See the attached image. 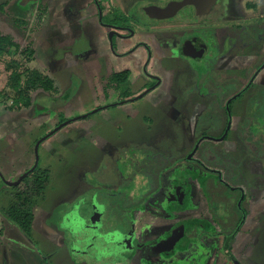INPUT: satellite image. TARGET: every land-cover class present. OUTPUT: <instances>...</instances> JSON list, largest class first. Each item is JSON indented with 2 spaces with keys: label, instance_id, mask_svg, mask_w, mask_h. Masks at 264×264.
Wrapping results in <instances>:
<instances>
[{
  "label": "rangeland",
  "instance_id": "rangeland-1",
  "mask_svg": "<svg viewBox=\"0 0 264 264\" xmlns=\"http://www.w3.org/2000/svg\"><path fill=\"white\" fill-rule=\"evenodd\" d=\"M169 1L172 0H100L106 9L105 22L139 34L152 33L170 39L194 27H188V23L202 21L185 9L162 24V28H155L159 25L151 23L141 7ZM252 4L256 5L257 13L248 17L246 9ZM31 6L38 13L37 18L27 17L29 23L21 22L16 14L30 11L28 7L9 9L7 15L12 16L9 22L3 21L0 12L1 29L21 45H30L34 39L35 49L39 42L46 41L53 44L51 50L58 51L54 48L58 40L53 39L55 35L48 29L51 21L39 15L46 6L41 1H34ZM233 11L240 19L221 23L223 32L236 23L246 26L248 33L261 29L264 35V0H235ZM90 12L98 19L94 7ZM44 22L47 23L41 26ZM98 22L92 25V38L104 34ZM93 23L87 22L84 27L88 35L59 42L60 48L66 49L69 40L68 48L73 50L52 56L54 62L47 71L58 95L40 92L38 95L45 97H35L30 108L14 113L0 104V264H166L163 254L153 256L146 239L159 240L164 232H178L181 228L187 243L179 244L182 246L174 249L176 253L168 259L182 253L183 256L169 264H235L223 251L225 240L240 227L237 240L230 243L234 256L243 264H264V70L257 73L253 82L256 86L232 101V96L245 87L258 69H248L249 58L232 66L237 71L228 81L227 68L236 70L228 66L213 69L209 75L206 61L174 58L163 61L159 68L153 60L150 70L163 79L161 89L156 91L182 96L175 101H161L157 109L141 99L117 103L127 91L138 94L146 87H155L156 81L144 73L137 74L142 78L135 81L136 71L127 83L114 82L125 67H114L118 58L112 51V57L101 56L96 45L87 43ZM35 29L39 32L34 36L31 31ZM223 34L218 33L220 41ZM231 35L234 40L239 37ZM200 37L212 55L213 35L206 32ZM254 39L235 43V51L257 52L261 43ZM149 46L155 54L157 47L151 42ZM258 54L260 61H264V36ZM44 65L41 63L39 67L43 69ZM240 69H246L245 74H240ZM183 75L191 78L184 88L178 89L177 76L181 79ZM88 106H94L92 109L112 106L118 122L106 123L98 110L84 112ZM228 111L233 118L228 140L216 141L227 135ZM89 113L85 121L70 122ZM173 113L180 115L173 117ZM87 134L103 138L110 146L95 147L93 141L85 139ZM47 151L55 153L54 158ZM36 153L37 168L48 171L50 179L40 197L35 196L38 193L30 197L36 202L33 214L41 229L27 236L6 217L11 197L17 192L6 186L1 175L14 184L22 176L29 177L36 165ZM182 185L188 194L182 203L175 205L173 197L176 190L184 191ZM92 197L107 207L101 222L96 227L86 220L80 226L67 222L66 216L80 203L79 215L85 210L81 217L88 216L90 207L83 202ZM239 203L248 213L243 227ZM190 224H198L199 228L196 225L189 228Z\"/></svg>",
  "mask_w": 264,
  "mask_h": 264
},
{
  "label": "flooded vegetation",
  "instance_id": "flooded-vegetation-1",
  "mask_svg": "<svg viewBox=\"0 0 264 264\" xmlns=\"http://www.w3.org/2000/svg\"><path fill=\"white\" fill-rule=\"evenodd\" d=\"M234 2H235V0H217L216 4L211 9L210 13L208 15H205L202 17L197 16L193 8H187V10L189 9V11H191L192 14L195 15V17H197L198 19H202V21L201 22H198V21L197 22H190L187 24V26L188 27L194 26V27H192L191 29L190 28L187 29V31H185L184 34L178 33L177 37H174V38L171 37L170 39H168V38L165 39V38H163L162 35H161L162 37L157 36L156 34H152V33H149L151 35H147V34L144 35L145 32L142 34H139V33H135L134 31L131 32L130 29L123 27L121 25L119 26L115 23L113 24V23H107V22L103 21L104 16H105L104 12L106 11V9L103 8L100 0H95V6L97 9L99 23H101L100 24L101 27L107 31V37H108V41H109L110 46H111L112 53L115 57L118 58L117 60H119L120 63H123L119 66L125 67L124 71H120L119 74L129 73L127 81L129 78L133 77V72H132L131 68L129 69L127 67L128 66L127 63L129 64V62L126 60H128L130 57L134 56L138 50L143 49V51H145V53H146L147 59L144 63L143 62L141 63L140 61L138 62L137 65L139 67H141L139 73H141V74L144 73V75L146 77L156 81L155 87H152V86L146 87L143 90L139 91L138 94H134V92H132V90H130V92L127 91L124 95L120 96L121 98H123V100H118V101L119 102H126V101L130 102L131 99L144 100L151 95L152 97L156 98L155 101L158 100L160 102L161 101L162 102H168V101L170 102V101H175L178 96H182V95H179V94L177 95V94H174L171 92H164L163 90L159 91V93H158L156 90L158 88L161 89L162 84H163L162 83V80H163L162 76L159 75L158 73L150 70V64L153 62V60H155L157 62L158 67L160 68L161 63L163 61L169 60V59H174V58H178V59L183 58V59L194 60V61H206V65H207L206 67L208 70V71L207 70L206 71L209 75H210V73L214 72L213 69H215V70L217 69V71H218V70H220V68L225 67V66H228L231 69H236V70H228V68H227L226 74L228 75V77L225 78V80H227V81L229 79H233L234 78L233 74H236L237 68H232V66H237L238 64H240V61L243 58H245V59L249 58L251 61V65L249 66L248 69H252V70H254V68H258V69L253 74V76L250 78L249 82L245 85V87L242 89H239L238 92L232 96L231 100L233 101L234 98L242 97L244 95V93H246L249 90L250 87L255 85V84H253V82L256 79L257 73H260V72H262V70H264V69H261L264 66V61H262V62L260 61L261 56H260V54H258V51L260 50V47L262 46L264 35H262L263 31L261 29L259 32H257L255 30L253 32V34L248 33L246 26H244L242 24H236V23L233 24L235 26H233V25L228 26V28H226V33L223 32L221 23L227 22L226 24H229L232 22H238V20L240 19L239 16H235L237 14L234 13V11H233ZM166 3L167 2L147 4V5H143L141 7V9L145 6H148V5L164 6ZM255 9H256L255 4L248 5V7L246 9L247 10L246 15L248 17H251V15L253 13H257ZM253 10H255V12ZM246 15H245V17H246ZM148 20H150V19H148ZM169 21H172V20H169ZM169 21L150 20L151 23H153L155 25H159L158 27H155L157 29L162 28V24H165ZM206 32L211 33L215 39L214 43H212L214 45L215 52L212 55L210 54V48H209L208 44L203 40V38L200 37L201 34L203 36L206 34ZM219 32L224 33L223 34L224 37L221 41L218 39V33ZM233 33L237 34V36H239L238 38H235V40H234L233 35H231ZM110 35H112V38H110ZM168 35H169V33H168ZM136 36H139V41L135 45H133L132 47H129V45H130L129 42L133 38H135ZM252 38H255L256 40H258L257 43H259V44L261 43L257 52H255V53L246 52L245 53L242 51L244 49H238L239 52L235 51V50H237V48L235 47V43H240V41L243 42V40H249ZM149 42H151L152 45H155L157 47V50L155 53L156 58L152 59L153 54H152V50L149 46ZM223 42L225 45L223 44ZM242 45H244V43ZM135 58L136 57L132 58V60H134ZM259 61H260V66L258 65ZM256 65L259 67H256ZM221 70H223V68ZM240 70H241L240 74H245L246 69L243 71H242V69H240ZM159 73L163 74L161 69H159ZM191 74H193V73H191ZM200 77H203V75L197 77V79ZM141 78L142 77L139 78V76H136V78L134 77V80L136 81V80L141 79ZM182 78H181L182 79L181 80V79H179V76H177L178 89L184 88L186 86V84H185L186 80H189L191 77H185V75H183ZM234 80H236V79H234ZM127 81H126V83H127ZM155 92H157V94H155ZM228 106L230 107L231 103ZM228 113H229V116H228L227 120H228L229 128H228V132H227L226 136H228V134L230 132V125L232 124V119H233L232 116H230L229 111H228ZM178 115H180V114L173 113V116H175V117ZM226 136L224 138H226ZM224 138H223V140H224ZM214 140L220 141L222 139L219 138V139H214ZM214 140H212V141H214ZM45 142L46 141H44L42 143L44 144ZM42 143L39 145V148L41 145H43ZM182 186H183L182 189L184 191H180L181 188L178 191L176 190L175 196L173 197L174 201H175V203H174L175 205H178V203H182V201L184 200V198L188 194V192H186V187L184 185H182ZM242 194H243V192H242ZM93 198L94 197H92V199H90L88 202L84 201V205L87 203L86 206L90 207L89 215L82 217L84 220H86V222L88 224H91L89 219L91 218V216L93 214V210H92V206H91ZM243 200H245V197L243 198ZM97 201L101 205L105 206L99 200H97ZM84 213H85V210L81 213V215L84 216L85 215ZM246 220H247V217L244 219L243 225L245 224ZM190 225H192V224H190ZM190 225H188V226L190 227ZM243 225H242V227H243ZM182 229L183 228L179 229L178 232H177V230H172L171 232L166 231V232H164L165 233L164 235L163 234L161 235L159 240H151V239L148 240V239H146L148 248L151 249L153 254H154L153 256H158V255L163 254L162 257H164L166 259V262H165L166 264H169L170 261H175L176 259H179L180 257H182L183 253L180 255L178 254V256H176L175 258L168 259L169 257H173V254L176 253V252H174L175 251L174 249L180 248L182 246V245L180 246L179 244H182L185 242L187 243L188 238L184 235V231H183L184 229L183 230ZM186 233L187 232H185V234ZM236 237L237 236L235 235L232 238V240H234V242L236 240ZM183 245H185V244H183ZM187 246H189V245L187 244ZM151 250H150V252H151ZM164 255H166V257ZM232 255H233L234 259L237 261L236 263H235V261H233V263L243 264L241 261H239L237 259L236 256H234L233 251H232ZM149 258H151V256H149Z\"/></svg>",
  "mask_w": 264,
  "mask_h": 264
},
{
  "label": "trees",
  "instance_id": "trees-1",
  "mask_svg": "<svg viewBox=\"0 0 264 264\" xmlns=\"http://www.w3.org/2000/svg\"><path fill=\"white\" fill-rule=\"evenodd\" d=\"M128 75L129 73L119 74L115 76L113 81L119 84L126 83ZM0 87L2 89V92H0V104L5 110L10 112H19L30 108L38 96L45 97L43 94L38 95L40 92L47 94V96L48 94L49 96L50 94L56 96L58 92L54 80L50 77L48 72L40 68L37 64L36 53L33 46L31 44L27 46L19 44L12 36L3 32L1 24ZM41 99H37V101ZM110 107L112 106H108L107 108ZM100 109L105 108L97 107L96 111ZM91 113L73 118L70 122L85 120ZM230 116H232L231 113ZM63 124L64 121L60 123L58 127ZM227 138L228 136H226L224 140H228ZM212 139L210 140L212 141ZM221 139L223 140L222 137ZM47 172L48 171L46 170L36 168L29 177H26L21 185L15 188L17 193L11 197L12 200L6 210V217L27 236L32 234L34 223V215L32 211L34 203L30 197L34 193H38V195H35L37 197H40L43 194L42 191L44 190L45 185L48 186V181L50 179L49 175H47L49 172ZM239 211L244 216L241 220L242 226L248 213L243 207L239 208ZM194 225L196 224H192L190 227H193ZM196 227L199 228L198 224ZM240 229L241 227L238 232H236V229L233 235L225 240L228 246H225L224 244L225 247L223 253H225L232 262L235 261V263L237 261L232 255L233 250L230 248V243L233 241L232 238L234 235L240 233Z\"/></svg>",
  "mask_w": 264,
  "mask_h": 264
},
{
  "label": "crops",
  "instance_id": "crops-1",
  "mask_svg": "<svg viewBox=\"0 0 264 264\" xmlns=\"http://www.w3.org/2000/svg\"><path fill=\"white\" fill-rule=\"evenodd\" d=\"M34 1H41L46 6L44 11H43L44 13H40L39 12V15L43 16L44 19L47 18V20H46L47 22L51 21V23L48 22L50 24V25L48 24L49 25L48 29L55 35V37L53 39L58 40V41H56L57 43H55L56 45H54V48L58 49V51L51 50V46H53V44H49L46 41L39 42L37 44L36 49H35L34 43L36 41L34 39L32 40L33 42L30 41L31 45L33 46V48L35 50V53H36V62H37V64L38 65H41V63L43 65L45 64L44 67H43V70H46V72H48L47 70L50 69L49 68L50 64L54 62L53 61L54 57H52L54 54H58V53L64 54L66 52V50H69V49L73 50L72 47L68 48L69 40H68V46H67L68 49L67 48L66 49L65 48H60V47H62V45L59 44V42H61V41L65 42V40H67V39H69L70 37H73V36H75L73 38L74 40L75 39H80L81 36L86 35L88 31H86L87 28H84V27L87 25V22H90V21H92L94 23L90 25V28H91L90 34H91V36H90V38H87L89 40V41H87V43L91 44V42H92V44L96 45V48L98 50L97 52L101 56H103V54L104 55H108V56L111 55V51H112L111 50V46H110V43L108 41L107 31L104 28H103V31H102L104 34H101L100 38L99 37L92 38V29H93L94 25L99 21V19L93 18V16H91L92 13L90 12V8L94 7V9H95V11L97 13V9H96V6H95V0H0V12H2V15L1 14L0 15L4 16V20L3 21L4 22H6V21L9 22L11 17H12L9 14L7 15V13H9V9H10V11H14V8H17V7H28V8H30V11L21 12L19 14L16 13L17 15H20L18 17L21 18V22L24 21V23H29L27 21V17L28 18L30 17L31 19L33 17L37 18L36 14L38 13V11L31 10V8L33 7V6H31V3L34 2ZM56 7H58L59 9L54 11V9ZM57 15L58 16L60 15V16L58 17ZM38 22H39V20H38ZM47 22L40 23V25L41 24L44 25ZM92 25H93V27H92ZM100 27H101V25H100ZM60 29H63L64 31L60 33L59 32ZM83 30H85V31H83ZM31 32H34L35 33L34 36H35L39 32V30L35 29V30L31 31ZM77 36H78V38H77ZM138 38H139V36H136L135 38H133L129 42V44H130L129 47H132L133 45H135L137 43V41H138L137 40ZM42 40H44V39H42ZM141 51H143V49L138 50L135 53V55L133 56V58L134 57H136V58L134 60L128 61L129 64L127 63L128 66L126 65L129 69L131 68L132 72L135 73L137 71L135 76L137 74H140L139 72H140V68L141 67H139L137 65L138 62L140 61L141 63L142 62L144 63L146 61V59H147L145 51H143L140 54ZM152 54H153L154 58H156V55L154 53H152ZM111 57H112V55H111ZM116 62H118L117 65H116ZM119 65H121V63H119V60H117V61L115 60L114 67H118ZM57 95H58V92H57ZM155 100H156V98L152 97L151 95L149 97H147L146 99H144L145 102H148L149 104H152L153 107H155L157 109L159 107V105H160V101H158V100L155 101ZM117 103H121V102L117 101ZM123 103H127V101L126 102H122V104ZM162 106H164V104H162ZM93 107L94 106H88L87 109L84 110V112H89V111L96 110V108L92 109ZM111 108L112 107L107 108V109H100L98 111L101 113L100 116H102V119H104L106 121V123L113 125V124H116L118 121H117V118L113 115ZM96 112H95V114H96ZM12 113H14V112H12ZM173 117H175V116H173ZM85 139L88 140L89 142L93 141L96 144L95 147H97L99 149H107L110 146L108 143H106V141H104L103 138H92V137H90L89 134H87L85 136ZM46 153L50 154V158H51V155L54 158V154L55 153L52 154L49 151H47ZM15 188H17V187H13V189H15ZM35 207H37L36 202L34 203V206H33V209H32L33 213H34V208ZM33 215H34L33 231L35 230V231L39 232V230L41 229V224L38 222L37 218L35 217V214H33ZM238 235H240V234H238ZM57 237H58V239H60V236H57ZM236 240H237V238H236ZM236 257H237V255H236ZM237 259L239 261H241L240 258L237 257Z\"/></svg>",
  "mask_w": 264,
  "mask_h": 264
},
{
  "label": "water",
  "instance_id": "water-1",
  "mask_svg": "<svg viewBox=\"0 0 264 264\" xmlns=\"http://www.w3.org/2000/svg\"><path fill=\"white\" fill-rule=\"evenodd\" d=\"M216 2L217 0H172L167 2L164 6H159V5L145 6L142 8V12L150 20L169 21L175 19L185 9L193 8L196 15L202 17L210 13L211 9L214 7ZM110 38H112V35H110ZM36 157H37L36 165L35 168H33V170L31 171V173L35 171V169L38 167L39 164V157L37 153H36ZM1 178L3 179V182H5L6 186L17 187L22 183V181L26 178V176H22V178L16 184L5 181L2 175ZM81 204L82 203L79 204L78 208L76 207L74 211H72L66 216L67 222H70L71 224H73V226H75L74 225L75 223L79 224L78 226H80L82 222H85V220L81 217V215H79ZM91 206H92L93 214L89 220L90 223L96 227L95 224H99V222H101V218L102 216H104L106 208L105 206L101 205L97 201V198L95 197L92 200ZM239 208H240V203H239Z\"/></svg>",
  "mask_w": 264,
  "mask_h": 264
}]
</instances>
